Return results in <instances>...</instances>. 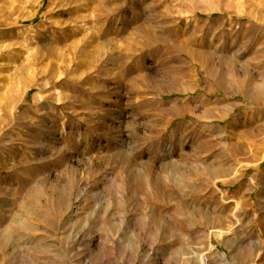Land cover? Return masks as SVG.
<instances>
[{
    "label": "rangeland",
    "instance_id": "obj_1",
    "mask_svg": "<svg viewBox=\"0 0 264 264\" xmlns=\"http://www.w3.org/2000/svg\"><path fill=\"white\" fill-rule=\"evenodd\" d=\"M0 264H264V0H0Z\"/></svg>",
    "mask_w": 264,
    "mask_h": 264
}]
</instances>
